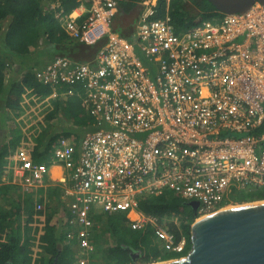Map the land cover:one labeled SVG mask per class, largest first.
<instances>
[{
	"label": "built area",
	"instance_id": "2783aa9c",
	"mask_svg": "<svg viewBox=\"0 0 264 264\" xmlns=\"http://www.w3.org/2000/svg\"><path fill=\"white\" fill-rule=\"evenodd\" d=\"M157 2L140 3L129 37L113 29L116 0H80L88 5L81 21L51 7L70 41L101 46L88 62L56 56L34 68L46 93L27 90L19 120L26 131L41 123L42 108L79 97L86 124L43 146L37 159L31 138L12 151L9 183L23 195L48 181L60 190L72 264L102 262L93 259L105 229L97 216L150 229L159 250L176 259L185 255V236L143 213L141 199L165 207L174 198L196 201L201 217L234 205L238 193L264 189V5L205 11L187 26L160 16ZM50 202H34V211ZM167 219L177 224L173 212Z\"/></svg>",
	"mask_w": 264,
	"mask_h": 264
},
{
	"label": "trees",
	"instance_id": "16d2710c",
	"mask_svg": "<svg viewBox=\"0 0 264 264\" xmlns=\"http://www.w3.org/2000/svg\"><path fill=\"white\" fill-rule=\"evenodd\" d=\"M45 0H0V129L6 132V144L2 142L0 135V146L3 150L0 153V183L5 174L3 158L19 147L25 146V142L32 139V152L34 158H38L40 150L45 145H50L55 138L61 134L65 135L74 130L75 126L83 127L86 123L80 119L81 108L78 102L70 98L64 109L61 101L57 100L43 109L41 123L24 131L20 117L24 111V94L27 90L33 89L37 94H45L35 81L32 70L40 68L49 63L56 56L68 57L76 61H90L99 50L101 44L86 46L72 42L62 30L60 22L52 12H44ZM144 0H116L118 12L113 19V29L122 35L129 37L132 27L137 19L140 3ZM80 5V0H60V6L65 14ZM157 10L160 16L167 12L174 23L191 25L199 14L205 11H212L214 8L206 0H158ZM214 14H208L212 16ZM124 16H128L124 18ZM28 36L30 40H28ZM45 37L47 41L46 59L39 60L36 64L39 51L34 50ZM31 47V48H30ZM28 62V64H27ZM20 67V71L6 84L7 73ZM22 67V68H21ZM31 104H34L30 101ZM63 111L68 125L60 122L58 128H53V120ZM8 116V119L6 117ZM7 120V121H6ZM5 130V131H4ZM82 133L81 129L77 130ZM264 131V124L262 127ZM5 145V146H4ZM7 187H12L11 185ZM5 192L7 190H4ZM7 193V192H6ZM5 193V195H6ZM7 200L8 209L5 213L0 212V264H72L73 254L69 247L56 246L55 233L52 227H48L47 235L52 246L47 250L32 254L30 242L26 241L27 249L21 247L12 227V219L20 216L21 208L18 207V200L13 195ZM161 200V199H160ZM235 203L250 202L253 200H264V193H238L233 197ZM147 202L148 204H146ZM187 203L179 198H174L170 207H163L157 204L152 198L141 199L140 210L147 215H156L164 218L172 215L177 216V224L166 222L168 231L176 237L181 235L186 238L185 254L190 250V227L196 219V213L192 211ZM25 211L32 212L30 202L25 201ZM166 218V219H165ZM102 221L99 216L96 217ZM107 228L115 246L112 250L113 264H134L165 261L177 257L172 253L161 254L158 243L150 229L132 230L125 223L123 216L113 215L106 218ZM5 221V222H4ZM169 221V219H167ZM49 224L50 220H46ZM6 225V228H5ZM7 231V232H6ZM32 240L33 237H32ZM140 252L135 262L132 261V254Z\"/></svg>",
	"mask_w": 264,
	"mask_h": 264
},
{
	"label": "water",
	"instance_id": "95a60500",
	"mask_svg": "<svg viewBox=\"0 0 264 264\" xmlns=\"http://www.w3.org/2000/svg\"><path fill=\"white\" fill-rule=\"evenodd\" d=\"M218 12H241L254 1L206 0ZM196 212L198 203L186 204ZM190 250L180 258L156 264H264V200L216 211L196 219L190 227ZM132 254V261L139 257Z\"/></svg>",
	"mask_w": 264,
	"mask_h": 264
},
{
	"label": "crops",
	"instance_id": "0c3cea01",
	"mask_svg": "<svg viewBox=\"0 0 264 264\" xmlns=\"http://www.w3.org/2000/svg\"><path fill=\"white\" fill-rule=\"evenodd\" d=\"M59 4H60V1H58V0H45L44 1L43 10L46 13L52 12L54 14V11L51 10V7H55L56 5H59ZM87 7H88V5L84 6L83 3H81L78 7H76L74 10H72L70 13L72 14L73 17L78 16L79 17L78 20L81 21L83 19V17L85 15H87ZM139 10H140V6H139V9H138L137 12H139ZM127 17L128 16H124V18H127ZM133 28H134V25L132 27V30H133ZM27 39L30 40V37L28 36ZM30 41H32V40H30ZM39 48H41L40 41L38 42V45L35 47L34 50L38 51ZM72 101L73 102H75V101L78 102L79 107L81 108V111H82V102L79 99V97H72ZM65 104L66 103L61 104L63 106V108H61V110L64 109ZM60 113H61L60 114L61 119L64 118V121H66L68 123L69 121L65 119L63 111H61ZM81 115H83V111L81 112L80 117H81ZM54 140L57 141L58 138H55ZM57 174H58V167L52 168L53 177H55ZM49 182L50 181H48V185L44 186L43 188L34 189V190L32 189L29 193H27V195L23 196V201H24L23 202V207H20L17 204L18 207L21 208V214H20V216L16 217L18 219H12V223H15V222L17 223V222H20L21 220H22V222L24 221V223L26 224L24 229L29 231V232H31L30 233L31 237H29V235H27L26 239H30L31 240V238L33 237V239L34 240H38V242L43 241L42 244H44V247L41 248V249L40 248H36L35 250H33L34 251L33 257L35 256V253H38V252H41V251H48L47 249L52 246V243L49 242V237L47 235V232L49 231L48 227H52L54 229V233H55V237L54 238H55L56 243H57L56 246H59V247H62V248L65 247V245L63 243V239H62L63 233H64V231L66 229V225L63 224L64 216H63L62 208H61L62 207V203H63V199H61V197L58 196L60 194V190H58V188L53 187L54 186L53 184H52L53 186L50 185L51 183H49ZM9 185H11V184L9 182L5 183L4 180L2 181V183H0V199L3 198V196L5 195L6 192H7L6 195H8V192L14 191L15 187L12 186V185H11L12 187H7ZM4 190H7V191L5 192ZM28 194H30V196H32L33 198L29 197ZM27 197H28V199H27ZM29 198H30L31 201H29ZM45 199L46 200H49V199L51 200V202L49 204H45V207H47V205L50 206V207L48 209L45 208L44 212L36 213L34 211V206H33L34 202H40V201L42 202V200L44 202ZM25 201H29L30 202V205H31V208H32V212L31 213H27L25 211V209H24L25 208V205H24ZM163 207H165V206H163ZM6 211H7V209L6 210H0V212H2V213H5ZM22 217H25V219H19V218H22ZM48 219L50 220L49 224H47V222H46V220H48ZM107 222H108L107 219H102V221L100 222V225L101 226L103 225V227H105V229L102 231L104 233L108 232L106 230ZM165 222H168L167 219H166ZM38 225L41 226V228H39L38 231H40L41 229H43V231H45L43 236H39L38 237V235H37L38 231H36V229H37L36 227ZM62 227H63V229H62ZM5 228H6V225H5ZM13 229L15 231L17 239L21 243V247H26L21 242L23 240L22 238H25V236L21 237L22 235L20 236V233H19L17 228L13 227ZM99 236L97 238H99ZM98 246L99 245L96 246L95 252L98 251V249H99ZM139 254H140V252H139Z\"/></svg>",
	"mask_w": 264,
	"mask_h": 264
},
{
	"label": "rangeland",
	"instance_id": "374dc122",
	"mask_svg": "<svg viewBox=\"0 0 264 264\" xmlns=\"http://www.w3.org/2000/svg\"><path fill=\"white\" fill-rule=\"evenodd\" d=\"M40 39H41L40 40L41 48H39V50H38L39 51L38 52L39 55L36 57L37 58L36 64L39 63V60L43 61L47 57L46 51H45V49H46L45 47H47V45H48L47 41H46V38L45 37L44 38L41 37ZM27 64H28V62H27ZM19 69H20L19 66H18L17 69L16 68L14 70L10 69V71L7 73L6 84L15 76L16 73L23 71V68L21 69V71ZM1 105H2V103H1ZM60 114L61 113L59 112V116H57L56 120H53V128H58L60 122L65 123L66 125H68V123L66 121H64V118L61 119ZM6 119H8V116L6 117ZM0 135H2V138H3L1 143L6 144V141H7L6 132H3V130L0 129ZM27 146L29 147V146H32V145L29 144ZM2 150H3V144L0 146V153H1ZM10 151L11 150H9V155H7L6 157L3 158L4 165H6V166H5V169H4V173L5 174L2 176L1 183H2L3 180H4L5 183H8V182H10V179H11V168L9 167ZM260 192H264V189L260 190ZM10 195H14V197L16 196V198L18 200V205L20 207H23V202H24L23 201V196H25V195L21 194V192L19 190L14 189V191L8 192V195H4L3 198L0 199V210L8 209L7 200L10 199V197H9ZM28 196L33 198L32 196H30V194H28ZM27 199H28V197H27ZM29 201H31L30 198H29ZM258 201H262V200H253V201H250V202L235 203L232 206H237V205H242V204L252 203V202H258ZM30 207H31V205H30ZM49 207L50 206L47 205L46 209H48ZM198 218H200V217L197 216L196 219H198ZM15 219H18V218H15ZM19 219H25V217H22V218H19ZM11 225L18 229V231L20 233V236L22 235L21 237L25 236V238H22L23 240L21 241L23 243V245L26 246V247H24L25 249H27V247H28L27 244H26V241L30 242V244H31L30 245V249H31L32 254L34 253L33 250H35L36 248H40L41 249V248L44 247V244H42L43 241L38 242V240H32V238H31V240L30 239H26L27 235H29V237H31V235H30L31 232H29V231L24 229V227L26 225L24 223V221L22 222V220H21L20 222H17V223L15 222V223H12ZM36 228H37L36 231H38V229L41 228V226L38 225ZM41 230L43 231V229H41ZM99 235H100L99 238L96 239V243H97V245H99L98 247H99L100 250L98 249V251H96V253L93 256V259L94 260H96V259L102 260V262H100L99 264H113V261H112V250H113V248L115 246V243H114L113 239L110 237L108 232H105V233L101 232V233H99ZM161 254H162V252H161ZM163 254H166V253L163 252ZM158 262H162V261L159 260V261H155V262H151V263H140L139 261H137L134 264H152V263H158ZM90 264H96V262L92 261V262H90Z\"/></svg>",
	"mask_w": 264,
	"mask_h": 264
},
{
	"label": "bare ground",
	"instance_id": "6f19581e",
	"mask_svg": "<svg viewBox=\"0 0 264 264\" xmlns=\"http://www.w3.org/2000/svg\"><path fill=\"white\" fill-rule=\"evenodd\" d=\"M252 203H256V202H252ZM247 204H251V203H246V204L237 205V206H228V207H225V208L220 209L219 211H222V210H225V209H231V208H235V207H239V206H243V205H247ZM201 217H203V216H201ZM169 261H172V260H169ZM162 262H165V261H162ZM158 263H161V262H158ZM152 264H156V263H152Z\"/></svg>",
	"mask_w": 264,
	"mask_h": 264
}]
</instances>
